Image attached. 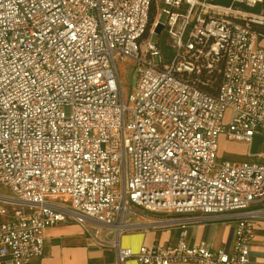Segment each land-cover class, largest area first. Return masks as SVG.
Returning <instances> with one entry per match:
<instances>
[{
    "label": "built area",
    "instance_id": "built-area-1",
    "mask_svg": "<svg viewBox=\"0 0 264 264\" xmlns=\"http://www.w3.org/2000/svg\"><path fill=\"white\" fill-rule=\"evenodd\" d=\"M263 27L264 0H0V264H32L46 230L72 221L120 264H249L264 219ZM222 137L247 159L222 157ZM214 219L237 220L228 246L187 240ZM157 223L178 240L121 245Z\"/></svg>",
    "mask_w": 264,
    "mask_h": 264
},
{
    "label": "crops",
    "instance_id": "crops-1",
    "mask_svg": "<svg viewBox=\"0 0 264 264\" xmlns=\"http://www.w3.org/2000/svg\"><path fill=\"white\" fill-rule=\"evenodd\" d=\"M230 143L236 154L227 155L229 158L236 160L247 159L248 148L246 145L237 142ZM255 207L264 208V202ZM236 224V219L197 221L187 227V240L191 244L205 241L213 249L228 246L232 241ZM166 229L160 234L156 229L152 228L129 231L121 237V245L123 247H131L137 251L141 245H151L155 240L176 242L180 229L177 227ZM250 258L249 264H264V219H259L255 223V239L251 246ZM32 264L120 263L112 249L103 247L86 232L83 225L72 221L51 226L46 230L45 252L42 257L35 259ZM122 264L139 263L135 259H128Z\"/></svg>",
    "mask_w": 264,
    "mask_h": 264
},
{
    "label": "rangeland",
    "instance_id": "rangeland-1",
    "mask_svg": "<svg viewBox=\"0 0 264 264\" xmlns=\"http://www.w3.org/2000/svg\"><path fill=\"white\" fill-rule=\"evenodd\" d=\"M217 1L221 4H228L230 2V0H217ZM154 17H155V11H153L152 19H154ZM166 18H167L166 15H164L163 20L165 21ZM157 29L160 30V26ZM262 30L264 31V27L262 28ZM152 39L155 42H157L159 40V34L158 33L154 34ZM162 41H163V45H165L166 38L163 37ZM160 62H161L160 56L156 55L154 57V63L159 64ZM132 63H134V61L131 59H128L127 62L122 67V69H123L122 74L124 75V77L126 79V81H125L126 94H129L131 88L136 83V72L133 71ZM220 78H221L220 75H215L213 77L212 81L215 83H219ZM220 142H221L220 154L222 157L229 158L227 155L236 154V153H234L235 151L232 149V146H231L232 144L230 142L226 141L224 137L221 138ZM237 156H233V157H237ZM162 216H164V215H162ZM147 228L156 229V231L160 234L163 231L167 230L166 228H169V227H167L166 225H161V224H152L151 226H148Z\"/></svg>",
    "mask_w": 264,
    "mask_h": 264
},
{
    "label": "trees",
    "instance_id": "trees-1",
    "mask_svg": "<svg viewBox=\"0 0 264 264\" xmlns=\"http://www.w3.org/2000/svg\"><path fill=\"white\" fill-rule=\"evenodd\" d=\"M152 21H153V19L151 18V21L150 22L152 23Z\"/></svg>",
    "mask_w": 264,
    "mask_h": 264
},
{
    "label": "bare ground",
    "instance_id": "bare-ground-1",
    "mask_svg": "<svg viewBox=\"0 0 264 264\" xmlns=\"http://www.w3.org/2000/svg\"><path fill=\"white\" fill-rule=\"evenodd\" d=\"M157 224H164V223H157Z\"/></svg>",
    "mask_w": 264,
    "mask_h": 264
}]
</instances>
